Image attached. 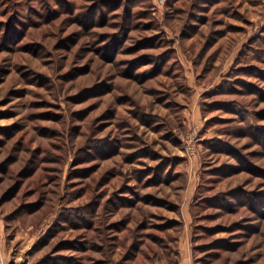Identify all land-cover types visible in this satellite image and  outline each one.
<instances>
[{
  "label": "rangeland",
  "instance_id": "374dc122",
  "mask_svg": "<svg viewBox=\"0 0 264 264\" xmlns=\"http://www.w3.org/2000/svg\"><path fill=\"white\" fill-rule=\"evenodd\" d=\"M4 264H264V0H0Z\"/></svg>",
  "mask_w": 264,
  "mask_h": 264
},
{
  "label": "crops",
  "instance_id": "0c3cea01",
  "mask_svg": "<svg viewBox=\"0 0 264 264\" xmlns=\"http://www.w3.org/2000/svg\"><path fill=\"white\" fill-rule=\"evenodd\" d=\"M1 243V242H0ZM3 260V254H2V250H1V246H0V262Z\"/></svg>",
  "mask_w": 264,
  "mask_h": 264
},
{
  "label": "built area",
  "instance_id": "2783aa9c",
  "mask_svg": "<svg viewBox=\"0 0 264 264\" xmlns=\"http://www.w3.org/2000/svg\"><path fill=\"white\" fill-rule=\"evenodd\" d=\"M0 264H4V262H0Z\"/></svg>",
  "mask_w": 264,
  "mask_h": 264
}]
</instances>
